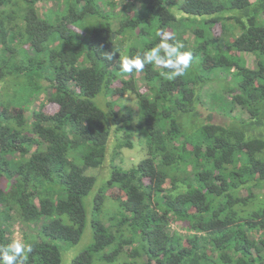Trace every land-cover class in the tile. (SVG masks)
Returning <instances> with one entry per match:
<instances>
[{
	"label": "trees",
	"instance_id": "trees-1",
	"mask_svg": "<svg viewBox=\"0 0 264 264\" xmlns=\"http://www.w3.org/2000/svg\"><path fill=\"white\" fill-rule=\"evenodd\" d=\"M158 33L187 72H123ZM84 233L70 264H264V0H0V250Z\"/></svg>",
	"mask_w": 264,
	"mask_h": 264
},
{
	"label": "clouds",
	"instance_id": "clouds-1",
	"mask_svg": "<svg viewBox=\"0 0 264 264\" xmlns=\"http://www.w3.org/2000/svg\"><path fill=\"white\" fill-rule=\"evenodd\" d=\"M161 35L160 42L156 47L146 50L142 55L135 57H123L120 61V68L125 73L143 71L146 65L167 69L162 73L167 79L172 80L183 76L191 65L193 59L190 51H181L184 45L175 41L174 37L158 33ZM169 41H173L170 43ZM116 53V52H114ZM114 53H108L105 59L113 61L116 59ZM33 251L29 243L21 240H12L3 250H0V264H23L28 255Z\"/></svg>",
	"mask_w": 264,
	"mask_h": 264
},
{
	"label": "rangeland",
	"instance_id": "rangeland-1",
	"mask_svg": "<svg viewBox=\"0 0 264 264\" xmlns=\"http://www.w3.org/2000/svg\"><path fill=\"white\" fill-rule=\"evenodd\" d=\"M50 18H48L49 20ZM100 24V20H98L97 18L95 17H87L85 18L84 20H81L78 22V24L76 25L77 28L79 27H82V28H88V30L86 31V33L91 29V28H95V27H98ZM88 25V26H87ZM145 41V42H149L151 40V35L150 34H146L143 36V39H137V42L139 44H142V41ZM251 64V62H250ZM129 98H131V100L128 102V105L131 106L130 108L131 109H128V112L131 113V115H133V120L134 122L136 123V121L138 120V114H139V106H138V103H137V100L134 96H130ZM97 100V99H96ZM95 100V101H96ZM17 100H15L14 98H11L10 96L8 98H6V101L5 103H7L9 106H13L14 104H16ZM26 102H22L20 108L21 110H24L26 109ZM137 139V136H133V143H134V147L132 149H123V156H122V161L120 159H116V162H121L120 164H122L124 167H128L130 166V163H128V161H130V157L131 156H136V153H138V150H140V146L138 143H139V140H136ZM141 144V142H140ZM143 144V143H142ZM134 158V160L132 159V162H131V166L133 165H136V163L139 161L140 158ZM95 188H93L91 190V192L88 194V196L85 198V211H86V214L87 215H90L91 214V202H92V199L95 195ZM109 208L110 206L112 207V203H109ZM113 209L110 208V212H112ZM86 232V231H85ZM91 238L90 240H87V236H86V233L83 234V236L81 237L80 241L75 244V245H66L65 243H61L60 244V250H61V264H70V260L76 256L81 250H83L85 247H87V245H89V243H91Z\"/></svg>",
	"mask_w": 264,
	"mask_h": 264
}]
</instances>
